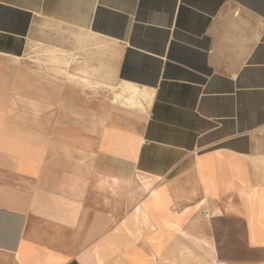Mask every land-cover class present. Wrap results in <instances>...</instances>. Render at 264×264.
I'll use <instances>...</instances> for the list:
<instances>
[{"label": "crops", "instance_id": "crops-1", "mask_svg": "<svg viewBox=\"0 0 264 264\" xmlns=\"http://www.w3.org/2000/svg\"><path fill=\"white\" fill-rule=\"evenodd\" d=\"M180 245L264 264V0H0V264Z\"/></svg>", "mask_w": 264, "mask_h": 264}, {"label": "rangeland", "instance_id": "rangeland-1", "mask_svg": "<svg viewBox=\"0 0 264 264\" xmlns=\"http://www.w3.org/2000/svg\"><path fill=\"white\" fill-rule=\"evenodd\" d=\"M35 60L39 61V56H37V53ZM50 63L57 65V60L50 61ZM126 97L127 96L122 94L120 95L115 94L113 100L111 99L112 102L111 101L109 102L104 98L105 102L100 103L101 105L100 108L103 107L105 109L107 108V104H108L114 108L116 113L129 111L130 114L133 115V112H137L138 114L139 112H144V107L147 105L148 98L142 96L135 97L134 102H129L126 100ZM53 112L54 110H52V113ZM138 184H139V177H134V179L130 183L131 192H128L130 186H124L123 184L115 180L114 190H115L116 208H121L118 206L126 205V201L129 196H133L132 202L135 201L137 202L139 195L138 193H136L135 188H137ZM114 217H115V221H117V219H119L120 216H114ZM32 232H33L32 228L28 227L27 235H31ZM180 248L184 250L187 248L185 250L186 252L185 251L181 252ZM94 253L97 254L96 250ZM93 255L94 254L87 253V256H93ZM231 255L232 253H230L228 248L218 245H214L211 247L180 245L178 248L173 249V254H171V256H168L166 262L162 264H228V262L226 261L227 259H229ZM91 260L92 259H90L89 262H91Z\"/></svg>", "mask_w": 264, "mask_h": 264}, {"label": "built area", "instance_id": "built-area-1", "mask_svg": "<svg viewBox=\"0 0 264 264\" xmlns=\"http://www.w3.org/2000/svg\"><path fill=\"white\" fill-rule=\"evenodd\" d=\"M205 213H207V212H205Z\"/></svg>", "mask_w": 264, "mask_h": 264}]
</instances>
